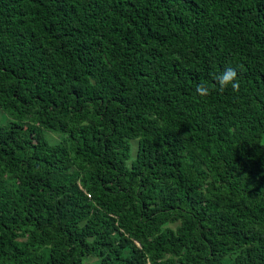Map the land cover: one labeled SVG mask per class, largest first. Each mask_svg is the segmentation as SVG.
<instances>
[{
  "label": "trees",
  "instance_id": "16d2710c",
  "mask_svg": "<svg viewBox=\"0 0 264 264\" xmlns=\"http://www.w3.org/2000/svg\"><path fill=\"white\" fill-rule=\"evenodd\" d=\"M0 264H264V0H0Z\"/></svg>",
  "mask_w": 264,
  "mask_h": 264
},
{
  "label": "clouds",
  "instance_id": "9594fccd",
  "mask_svg": "<svg viewBox=\"0 0 264 264\" xmlns=\"http://www.w3.org/2000/svg\"><path fill=\"white\" fill-rule=\"evenodd\" d=\"M214 80L216 81V85L221 92H223L229 86L234 91L239 90L237 71L231 67L226 68L219 75L214 76ZM195 91L200 97H207L208 95H210V89L206 83L197 85Z\"/></svg>",
  "mask_w": 264,
  "mask_h": 264
},
{
  "label": "rangeland",
  "instance_id": "374dc122",
  "mask_svg": "<svg viewBox=\"0 0 264 264\" xmlns=\"http://www.w3.org/2000/svg\"><path fill=\"white\" fill-rule=\"evenodd\" d=\"M132 145H134V148H135V149H132V152L135 154L136 153V149H137V141H133Z\"/></svg>",
  "mask_w": 264,
  "mask_h": 264
}]
</instances>
